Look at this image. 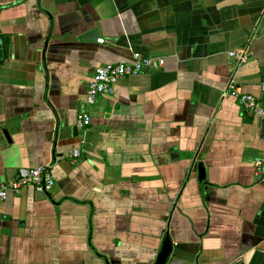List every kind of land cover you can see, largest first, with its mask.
Wrapping results in <instances>:
<instances>
[{"label":"crops","instance_id":"crops-1","mask_svg":"<svg viewBox=\"0 0 264 264\" xmlns=\"http://www.w3.org/2000/svg\"><path fill=\"white\" fill-rule=\"evenodd\" d=\"M133 53L152 67L79 128L96 67ZM231 82L264 107V0H0V184L54 179L0 203V264H153L166 236V264H264V119Z\"/></svg>","mask_w":264,"mask_h":264},{"label":"built area","instance_id":"built-area-1","mask_svg":"<svg viewBox=\"0 0 264 264\" xmlns=\"http://www.w3.org/2000/svg\"><path fill=\"white\" fill-rule=\"evenodd\" d=\"M103 44L104 40H98ZM231 61L243 64L247 61L244 53H229ZM153 65L150 58L144 57L138 53H133L129 59L122 60L113 64L99 66L94 70L93 76L88 83L85 97L79 104L77 114V126L81 129L88 127L91 119L88 108L93 106L99 97H111L114 94L116 85L127 77H135L149 70ZM163 61H158V66H162ZM261 94H264V82L260 85ZM227 96L234 99L240 109L252 116L264 119V107L262 106V97H255L244 93L240 87L233 82L229 84ZM72 157L78 158L79 152H72ZM255 174L264 182V155L254 163ZM31 186L36 192L48 194L54 187V179L51 173V167L48 165L25 170L21 172L14 182L4 185L0 184V203L5 201L9 194H18L22 188Z\"/></svg>","mask_w":264,"mask_h":264},{"label":"water","instance_id":"water-1","mask_svg":"<svg viewBox=\"0 0 264 264\" xmlns=\"http://www.w3.org/2000/svg\"><path fill=\"white\" fill-rule=\"evenodd\" d=\"M84 38H86V39L92 38L94 41H96L98 39V37L96 36L95 33L89 34V35L85 36ZM90 80H89V82H90ZM263 99H264V97H263ZM260 120H262V119H260ZM197 171H198L197 181L199 183H202L203 181H205V169H204L202 164L198 165ZM171 251H172L171 240L169 237L166 236L164 239V242L162 244V247H161V249H160V251L156 257V260L153 264H166L170 255H171Z\"/></svg>","mask_w":264,"mask_h":264}]
</instances>
